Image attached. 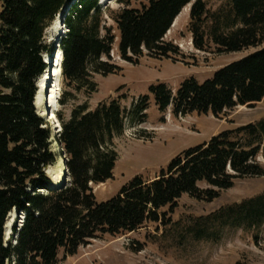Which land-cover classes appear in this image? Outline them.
<instances>
[{
	"label": "trees",
	"instance_id": "16d2710c",
	"mask_svg": "<svg viewBox=\"0 0 264 264\" xmlns=\"http://www.w3.org/2000/svg\"><path fill=\"white\" fill-rule=\"evenodd\" d=\"M71 1L0 0V264H57L60 251L64 257L73 256L98 235L116 237L138 230L145 222H162L161 210L172 213L184 195L210 202L231 188L235 178L264 174L255 161L260 150L234 138L242 133L264 137L262 121L256 127L212 137L180 153L154 180L136 177L112 199L97 203L91 185L113 178L118 160L114 139L123 135L126 123L146 119L149 97H141L128 113L120 100L100 103L94 110L87 103L78 105L66 120L56 113L61 126L56 140L66 159L69 182L63 180L57 190H49L51 181L45 171L58 158L51 150V131L37 114L34 100L36 83L47 69L44 56L54 51L45 41V31ZM132 2H140L138 8H131ZM191 4L192 44L205 51L204 0H126L125 7L111 15L120 34V59L137 65L143 51L156 60L179 56V49L164 38ZM103 20L98 0L71 3L64 18L67 33L59 44L60 76L68 90L59 100L62 108L78 94L97 92L93 76L105 78L120 71L110 62L116 37L103 27ZM209 32L218 54L258 50L203 84L186 80L174 95L164 85L151 86L149 95L159 114L171 107L174 117L196 113L219 118L237 106L251 108L264 100V0H228L227 17L215 18ZM135 138L150 140L152 135L137 133ZM199 183L210 189H200ZM229 210L235 223L258 224L264 221V197ZM14 211L24 219L20 228L13 227L14 242L5 244L4 226Z\"/></svg>",
	"mask_w": 264,
	"mask_h": 264
},
{
	"label": "rangeland",
	"instance_id": "374dc122",
	"mask_svg": "<svg viewBox=\"0 0 264 264\" xmlns=\"http://www.w3.org/2000/svg\"><path fill=\"white\" fill-rule=\"evenodd\" d=\"M125 2L126 0H101L100 4L104 11L102 25L110 29L116 37L110 62L117 65L120 71L105 78L93 76L97 92L90 96L78 94L75 101L63 108L59 105V100L63 92L68 90L64 86L62 76H59L55 118L49 120L43 117L51 131V150L58 158L56 164L45 171L52 182L59 171L58 168H62L60 165L66 160L56 140L59 134L57 125L60 124L56 113L61 112L66 120L70 118L73 107L87 103L89 110H93L100 103H109L112 100H120L121 107L128 113L136 100L149 97L144 122L133 125L126 123L123 135L114 139L118 160L113 169V178L104 184L91 185L98 203L112 199L123 186L136 177H141L144 181L156 178L180 153L201 146L212 137L247 126L256 127L264 121V100L251 108L237 106L219 118H214L211 114L199 116L196 113L174 117L171 108H168L164 115L159 114L154 100L149 95V88L155 85H164L175 94L186 80L194 79L198 84H203L212 79L217 71L258 50L217 53V48L209 39V31L215 18L227 17L228 0H204L207 7V19L203 26L207 35L205 51L196 50L192 44L189 28L191 4L183 9L164 38L165 42L177 47L181 54L171 60H156L149 58L143 51L137 65H130L120 59L117 50L120 34L111 19L112 14L125 7ZM139 4L140 2H132L130 7L138 8ZM62 13L66 16L68 8ZM58 21L59 18L55 23ZM55 23L45 31V41L49 45H54L59 36L53 29ZM61 28L62 35H66V28ZM50 79L48 83L51 91L55 79ZM46 105L38 107L35 98L34 106L39 116L46 110ZM137 133H147L152 135V138L138 140L135 138ZM234 138L245 147L260 150L255 161L264 171V137L253 138L242 133L236 134ZM63 169L67 174L65 183H68L66 166ZM52 183L54 184V180ZM198 187L202 190L210 189L205 183H199ZM260 197H264V174L259 177L235 178L231 188L220 191L219 196L210 202L197 201L184 195L177 201V208L172 213L168 208L161 210L160 214L165 216L162 222H145L138 230L116 237L98 235L80 246L73 256L64 257L63 251H60L57 264H264V221L252 225L242 221L235 223L234 215L228 212L236 205ZM22 218L20 213L14 222L7 217L4 226L5 244L14 242L12 230L13 227H21ZM194 233L200 234L196 236Z\"/></svg>",
	"mask_w": 264,
	"mask_h": 264
},
{
	"label": "bare ground",
	"instance_id": "6f19581e",
	"mask_svg": "<svg viewBox=\"0 0 264 264\" xmlns=\"http://www.w3.org/2000/svg\"><path fill=\"white\" fill-rule=\"evenodd\" d=\"M189 6V5H188ZM185 9V8H184ZM183 11V10H182ZM57 18H59V21H58V23H55V21L57 20ZM56 19H55V21L53 22V23H55L54 24V30H56L57 31V34L59 35V36H57L58 38L59 37H61L62 36V33L60 32V29H62L61 27H63V25L60 23V20H61V15H59L58 17H57ZM178 18V17H177ZM176 18V19H177ZM175 19V20H176ZM175 22V21H174ZM174 24V23H173ZM53 25V24H52ZM51 25V26H52ZM60 26V27H59ZM173 26V25H172ZM65 28V27H64ZM172 28V27H171ZM60 32V33H59ZM66 33H67V30H66ZM168 34V33H167ZM57 38V39H58ZM45 58H47V57H45ZM62 59H63V57H62V51L60 50V48L57 50V52H55V54H54V57H53V59L51 60L49 57L47 58V60L45 59L44 61V63H47L46 65L48 66V65H50V63H51V65H52V70L50 69L49 71H47L46 73H44L43 74V76H42V78L40 79V85L38 84V86H37V90L40 92H38V95H37V98H36V100H37V103H38V107L40 106V105H46L47 104V102H48V104L46 105V107L48 108L49 107V110H51L50 111V113L48 114L47 112H46V110H44L43 112H42V115H40V117L41 118H43V117H46L47 119H49V120H52V119H54L55 118V116H54V111H55V109H56V107H57V96H58V93H59V85H58V77L60 76V69H61V64H63L62 63ZM51 77H53L54 79H55V82L52 84L53 86H52V89H51V91H50V83H48V81H51ZM41 81H42V83H41ZM47 83H48V85H47ZM49 90V91H48ZM49 94V96H48V101H47V96H46V94ZM43 94H45L44 96V99H43ZM43 100H45L46 102H43ZM43 102V103H42ZM56 125H57V123H56ZM57 129H58V125H57ZM62 168H58L59 169V171L55 174V177L53 178V180H54V186L53 185H50V186H53L52 188L53 189H57L61 184H62V182H64L63 180H65V177H64V166H63V164L62 165H60ZM48 174V173H47ZM52 179V178H51ZM52 180V181H53ZM51 188V187H50ZM14 212H12L10 215H9V218H10V221L11 222H14Z\"/></svg>",
	"mask_w": 264,
	"mask_h": 264
},
{
	"label": "water",
	"instance_id": "95a60500",
	"mask_svg": "<svg viewBox=\"0 0 264 264\" xmlns=\"http://www.w3.org/2000/svg\"><path fill=\"white\" fill-rule=\"evenodd\" d=\"M73 2V0L70 2V3H68L67 5H66V7H65V9H69V7L71 6V3ZM64 16H65V13H62V15H61V20H60V23L63 25V18H64ZM62 37V36H61ZM61 37H59L58 39H56V41H55V43H54V51L52 52V54H51V56H50V59L52 60L53 59V57H54V54H55V52H57V50L59 49V44H60V41H61ZM52 70V65H51V63H50V65H49V70ZM49 94L47 93L46 94V96H48ZM50 111L51 110H49V107L48 108H46V112L49 114L50 113ZM58 133H60V131H61V129H60V126H59V128H58ZM63 164V166H65V163L63 162L62 163ZM64 172V177L66 178V176H67V174L65 173L66 171H63ZM64 185V184H63Z\"/></svg>",
	"mask_w": 264,
	"mask_h": 264
}]
</instances>
